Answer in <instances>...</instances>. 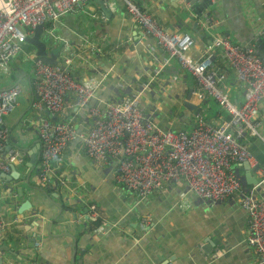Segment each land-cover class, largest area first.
Segmentation results:
<instances>
[{
  "label": "crops",
  "instance_id": "1",
  "mask_svg": "<svg viewBox=\"0 0 264 264\" xmlns=\"http://www.w3.org/2000/svg\"><path fill=\"white\" fill-rule=\"evenodd\" d=\"M98 1L88 0L84 7L50 22L41 36L47 52H56L58 60L71 59L68 70L74 78H103L88 107L104 108L109 100L125 99L146 85L140 105L160 129H192L195 115L182 105L190 89V101L200 106L198 114L208 123L216 126L229 117L176 60L155 75L162 48L143 34L121 0H100L108 13L101 10ZM134 1L167 29L190 34L194 45L189 53L195 59L202 58L213 34L228 35L240 44L264 34V0H211L213 6L206 11H210L208 17L215 25L209 31L203 30L201 17H180L181 0ZM195 20L199 33L192 30ZM147 45L155 46L153 53ZM91 46H98L100 51L91 54ZM23 50L33 61L31 45L24 43ZM14 62L17 68L12 64L10 72L4 71L9 75L0 71V89L19 83L26 74L16 72L21 71L18 63L22 61L17 58ZM207 71L215 75L216 85L234 104H242L244 85L220 50L213 52ZM33 98L30 84L26 104L19 100L15 110L3 118L9 129L22 114L10 132V143L26 152V162L29 151L38 143L35 124L47 116L31 107ZM74 98L69 95L66 104L73 105ZM70 115L78 130L89 128L92 120L86 117L85 109ZM258 116L262 138L245 133L241 140L255 157L253 166H259L252 173L257 179L255 195L264 199V98L259 102ZM61 117L55 114L51 119ZM59 163L58 177L63 182L45 188L38 186L36 164L30 171L26 165L18 167L15 179L0 177V215L6 221L0 234L1 264L256 263L257 254L246 241L247 221L238 194L225 201H204L189 191L185 182L172 181L139 199L115 181L113 168L92 163L78 138L67 143ZM236 169L246 189L254 186L247 182L242 164ZM6 186L21 188V197L15 189L6 192ZM26 199L30 208L18 213ZM91 206L97 211L96 220L85 216ZM146 215L152 222L145 232H140L139 222Z\"/></svg>",
  "mask_w": 264,
  "mask_h": 264
},
{
  "label": "built area",
  "instance_id": "2",
  "mask_svg": "<svg viewBox=\"0 0 264 264\" xmlns=\"http://www.w3.org/2000/svg\"><path fill=\"white\" fill-rule=\"evenodd\" d=\"M87 1L0 0V68L5 72L12 70L9 69L10 62L37 25L56 21L84 7ZM121 1L143 34L162 48L163 54L154 74L171 60H176L196 79L199 89L213 97L229 117L215 126L196 114L189 131L160 129L140 105L146 85L125 99L109 100L104 108L88 107L103 78H74L68 70L71 63L68 57L57 59L55 64L33 61L31 107L37 112L48 109L50 113V117L43 116L35 124L39 141L38 186L45 188L57 181L63 182L58 177L59 157L67 143L78 138L91 162L99 167L113 168L115 181L139 199L147 198L172 181L185 182L188 190L204 201H225L238 194L247 221V244L257 254L255 264H264V199L256 197V185L248 189L242 185L236 169L244 161L251 167L256 163L241 140L242 136L249 133L262 138L258 130V106L264 98V63L256 54V39L240 44L228 35L213 34L202 58L195 59L189 53L194 45L190 34L167 29L134 0ZM201 24L204 31L215 25L205 14H202ZM147 48L151 53L155 50L154 45H147ZM218 50L244 85L243 101L239 106L216 85L215 75L207 71L213 52ZM99 51L98 46L90 48L91 54ZM21 93L18 82L0 89V173L25 167L26 152L11 145L9 129L3 122L4 116L18 106ZM69 95L75 97L73 105L66 104ZM83 109L86 117L92 120L85 131L78 130L70 115ZM55 114L62 117L52 120L51 116ZM85 216L96 220L95 207L91 206ZM151 222L150 216L142 217L139 231L145 232ZM5 226L6 221L0 215V234Z\"/></svg>",
  "mask_w": 264,
  "mask_h": 264
},
{
  "label": "water",
  "instance_id": "3",
  "mask_svg": "<svg viewBox=\"0 0 264 264\" xmlns=\"http://www.w3.org/2000/svg\"><path fill=\"white\" fill-rule=\"evenodd\" d=\"M181 1L183 6L180 8L179 14L180 17L184 20L188 19L189 18L188 16L190 14L196 17H201V19H202V14H205L208 17V15H210V11H206V9L208 7L213 6V2L211 0H181ZM98 3L100 5L101 10L104 13L109 12V9L105 7L100 0L98 1ZM197 26H198V20L193 21L192 30H194L196 33H199ZM43 29H44L43 25H37L33 31V34L31 36L26 37V43L31 45V47L33 48V52H34L33 61L40 60L45 63L55 64L57 62V53L54 51L47 52L46 42L41 37L43 35V31H44ZM181 34H183V32ZM256 43H257L256 54L261 58L262 62L264 63V34L257 37ZM190 96H191V89L189 90L188 95L183 99L182 105L187 110L191 111L194 115H196L200 112L201 108L200 106L190 101ZM45 113L47 114V116L50 117V113L48 109L45 110ZM21 117L22 114L17 117L14 124L9 128V132H11L12 128L19 122ZM38 148H39V141L37 145L32 147L31 150L29 151V158L28 161L25 163L29 171L35 166L38 160V153H37ZM242 166L246 170L244 176L247 178V182L254 185L257 184V179L252 175V173H254L259 168L258 164L253 167H250L249 164L246 161H244L242 163ZM18 176H19V172L16 171L15 169L14 170L12 169L9 173H0V177L2 179L12 180L17 178ZM14 189L19 193V197H21V188H15L13 186L11 187L6 186L5 188L6 192L8 193L12 192V190ZM30 206L31 204L29 199H26L19 205L17 211L18 213H22L23 211L28 210ZM1 260L2 259L0 257V264H1Z\"/></svg>",
  "mask_w": 264,
  "mask_h": 264
},
{
  "label": "rangeland",
  "instance_id": "4",
  "mask_svg": "<svg viewBox=\"0 0 264 264\" xmlns=\"http://www.w3.org/2000/svg\"><path fill=\"white\" fill-rule=\"evenodd\" d=\"M94 1L95 0H90L91 3H93ZM17 58H19L22 61V63H18V64H20L19 68L21 69V71L16 70V72L19 75L26 73L24 76H22L21 81L19 80V84L23 89V93L20 96L19 100L22 103V105H25L26 104V95L29 93V87H30V83L32 81V68L30 67V65L32 64L33 61L28 58V53H26V50H23L15 58L12 59V61L10 62V65H9V69L12 68V64H13L14 68H17L15 65V62H14L17 60ZM0 71H1V73H4L5 75H9V74L5 73L2 69Z\"/></svg>",
  "mask_w": 264,
  "mask_h": 264
},
{
  "label": "trees",
  "instance_id": "5",
  "mask_svg": "<svg viewBox=\"0 0 264 264\" xmlns=\"http://www.w3.org/2000/svg\"><path fill=\"white\" fill-rule=\"evenodd\" d=\"M50 22H47L43 25V28H47L49 26ZM51 189V188H50ZM52 190V189H51ZM46 193H49V191L45 190Z\"/></svg>",
  "mask_w": 264,
  "mask_h": 264
}]
</instances>
